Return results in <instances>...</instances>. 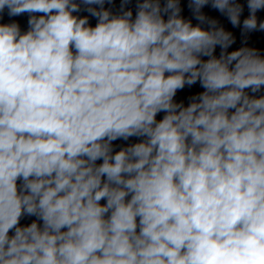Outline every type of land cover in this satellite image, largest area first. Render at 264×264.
Listing matches in <instances>:
<instances>
[{
  "label": "clouds",
  "instance_id": "1",
  "mask_svg": "<svg viewBox=\"0 0 264 264\" xmlns=\"http://www.w3.org/2000/svg\"><path fill=\"white\" fill-rule=\"evenodd\" d=\"M261 12L0 0V264H264Z\"/></svg>",
  "mask_w": 264,
  "mask_h": 264
},
{
  "label": "water",
  "instance_id": "2",
  "mask_svg": "<svg viewBox=\"0 0 264 264\" xmlns=\"http://www.w3.org/2000/svg\"><path fill=\"white\" fill-rule=\"evenodd\" d=\"M210 14L211 15H217L214 12H210ZM185 15H187V12H185ZM245 15H247V9L245 10ZM259 15L262 18H264V12L259 13ZM7 19H8V17L5 15V20H7ZM16 19H18L20 21V23H21L23 28H26V19H27L26 16L25 17L16 18ZM221 19H223V18H221ZM223 22L225 23V25L227 27L231 28V26L227 24V21H223ZM93 23H95V22L93 21ZM233 31H235L237 36L239 37L238 30L233 29ZM249 44L252 45V46L264 49V33H259V32L253 33L251 35L250 40H249ZM236 46H239V39L237 40V45ZM117 143H121V142H117Z\"/></svg>",
  "mask_w": 264,
  "mask_h": 264
}]
</instances>
